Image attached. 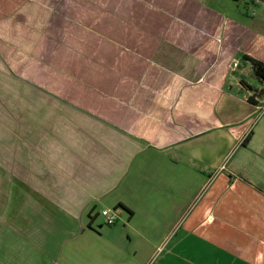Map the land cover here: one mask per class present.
I'll return each mask as SVG.
<instances>
[{
  "label": "crops",
  "instance_id": "0c3cea01",
  "mask_svg": "<svg viewBox=\"0 0 264 264\" xmlns=\"http://www.w3.org/2000/svg\"><path fill=\"white\" fill-rule=\"evenodd\" d=\"M243 55L264 0H0V264H264Z\"/></svg>",
  "mask_w": 264,
  "mask_h": 264
},
{
  "label": "trees",
  "instance_id": "16d2710c",
  "mask_svg": "<svg viewBox=\"0 0 264 264\" xmlns=\"http://www.w3.org/2000/svg\"><path fill=\"white\" fill-rule=\"evenodd\" d=\"M242 59H246L251 63L255 80L260 84H262L261 89L258 90L257 92L258 94L257 96H259V94H262L264 92V63L248 55H243ZM245 86H249V85L245 84ZM248 100H250L251 102H256L254 101L253 96H249Z\"/></svg>",
  "mask_w": 264,
  "mask_h": 264
},
{
  "label": "built area",
  "instance_id": "2783aa9c",
  "mask_svg": "<svg viewBox=\"0 0 264 264\" xmlns=\"http://www.w3.org/2000/svg\"><path fill=\"white\" fill-rule=\"evenodd\" d=\"M234 65H235V63H234ZM261 110L264 111V108L261 107ZM103 214L106 215V220L105 221H106L107 224H111V223H113L115 221L114 215L112 213H110L109 210H104ZM160 251H161V248H158L154 252V254L144 264H155L156 258H157V256H158Z\"/></svg>",
  "mask_w": 264,
  "mask_h": 264
},
{
  "label": "rangeland",
  "instance_id": "374dc122",
  "mask_svg": "<svg viewBox=\"0 0 264 264\" xmlns=\"http://www.w3.org/2000/svg\"><path fill=\"white\" fill-rule=\"evenodd\" d=\"M105 210V209H104ZM5 253H6V251H4V258L6 259V261H9V262H12V258L11 257H13V255L14 254H8V255H5ZM12 253H13V251H12Z\"/></svg>",
  "mask_w": 264,
  "mask_h": 264
}]
</instances>
